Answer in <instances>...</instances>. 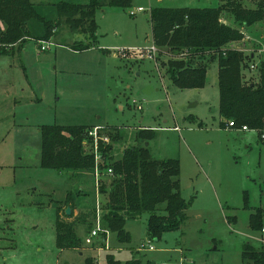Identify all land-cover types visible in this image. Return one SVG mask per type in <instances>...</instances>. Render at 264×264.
Segmentation results:
<instances>
[{
	"label": "rangeland",
	"instance_id": "obj_1",
	"mask_svg": "<svg viewBox=\"0 0 264 264\" xmlns=\"http://www.w3.org/2000/svg\"><path fill=\"white\" fill-rule=\"evenodd\" d=\"M32 1L39 15L52 18V4L61 0ZM224 1L102 5L94 11L93 40L61 22L45 50L28 38L0 53V264H86V259L107 264L106 254L119 264L131 258L141 264H253L241 251L244 245L264 247V225L259 231L248 228L255 208L263 210L264 218V132L220 126L215 61L207 63L202 87L177 88L162 67L164 54L156 52L150 60L131 50L150 44L151 8L209 7ZM237 1L253 8L258 0ZM220 19L232 23L227 11ZM240 30L243 37L233 45L252 55L256 65L264 56V19ZM78 41L89 47L72 50L70 45ZM49 124L98 125L111 146V160L131 145L145 146L156 160L176 159L178 192L189 204L179 227L150 238L145 232L147 214L141 213L124 223L127 242L108 231L99 246V237L91 244L83 241L95 222L88 217L89 228L75 226L80 249H57L54 201L70 191L77 211H95L98 203L100 224L104 194H95L91 172L69 175L39 166L38 127ZM138 129L150 130L151 136L135 139ZM107 132H117L120 138L111 139ZM98 179L107 189L110 176ZM146 241L153 249L139 250Z\"/></svg>",
	"mask_w": 264,
	"mask_h": 264
},
{
	"label": "trees",
	"instance_id": "obj_2",
	"mask_svg": "<svg viewBox=\"0 0 264 264\" xmlns=\"http://www.w3.org/2000/svg\"><path fill=\"white\" fill-rule=\"evenodd\" d=\"M130 0H86V2L58 1L52 4L54 16L39 15L29 0H0V53L19 46L25 39L35 42L49 41L62 22L69 31L82 33L93 40L95 35L94 11L102 5L124 7ZM227 11L231 24L224 23L220 14ZM264 19V0H258L253 8L244 7L240 1L225 0L209 7H164L149 10L150 37L171 83L177 88H199L205 82L206 66L216 63L217 110L223 121L221 127L239 128L244 125L259 134L264 132V56L245 79L243 69L252 63V55L243 54L234 42L243 37L242 26ZM72 50L80 51L88 43L74 42ZM251 62V63H250ZM251 71V70H250ZM253 73V75H251ZM254 79H251L252 77ZM231 125H228V123ZM92 125H40L39 166L69 175L91 172L92 154L83 149L81 141ZM150 130L138 129L134 138H149ZM111 139L120 135L107 132ZM103 156L102 168H110L108 188L100 181L98 192L104 194L100 226L113 232L120 242L129 237L124 229L126 220L146 213L145 232L158 239L162 232L176 230L185 218L188 207L178 192V163L176 159L156 160L150 157L145 146L125 147L120 157L111 160V146L98 142ZM103 176V175H102ZM105 176V175H104ZM78 194V191L75 192ZM74 193L67 192L61 201H54V245L57 249H80L81 240L75 231L76 224L90 227L88 217H95L94 209L78 211L73 215ZM76 196V195H75ZM69 207V214L64 208ZM88 219V220H87ZM263 210L255 208L248 216V228L263 229ZM90 230V228H89ZM88 230V232H89ZM105 242L103 231L99 233V246ZM241 256L253 264H264V247H242ZM107 264H119L106 254ZM86 264H93L86 259ZM123 264H141L138 259H128Z\"/></svg>",
	"mask_w": 264,
	"mask_h": 264
},
{
	"label": "built area",
	"instance_id": "obj_3",
	"mask_svg": "<svg viewBox=\"0 0 264 264\" xmlns=\"http://www.w3.org/2000/svg\"><path fill=\"white\" fill-rule=\"evenodd\" d=\"M141 7H137L135 10L139 11L141 10ZM133 11H129V15L133 14ZM50 44V41H40L38 43V47L39 50H45V48H47V46ZM47 45V46H45ZM128 50V49H126ZM131 50H139V52H141V56H143L146 59H150L153 60V56L154 54L157 52V48L156 46L153 44L152 40L150 41V44L148 46V48L145 49H131ZM123 50H118L117 53H122ZM255 65L253 63H251L249 65V68H253ZM132 103L135 104L134 107L136 109H140L141 106L139 104H136L134 100H132ZM228 125H231V123L229 122ZM98 126H92L91 128L86 130V135L85 138L81 141L83 149L92 154L93 157V166H92V170H91V175L93 178V187H94V191L95 194L98 195V187H99V179L98 177L101 175H106L109 176L111 174V170L110 168H102V170L100 169V166L103 164V156L100 153L99 147H98V142H101L104 145H107L108 143V138L107 136L100 134L99 130H98ZM242 130H247L248 128L245 127L244 125H242L240 127ZM260 139L263 140L264 139V133L260 134ZM97 203V202H96ZM98 203L97 205H95V222L93 223V227L89 230V232L87 233V235L84 237L83 241L85 244H91V239L94 237H99V233L101 231L104 232L105 237H106V233L108 231L106 230H102L101 226L99 224V219L98 217ZM262 230V229H261ZM139 250H152L153 246L152 244L149 243V241H146V244H142L140 248H138Z\"/></svg>",
	"mask_w": 264,
	"mask_h": 264
},
{
	"label": "crops",
	"instance_id": "obj_4",
	"mask_svg": "<svg viewBox=\"0 0 264 264\" xmlns=\"http://www.w3.org/2000/svg\"><path fill=\"white\" fill-rule=\"evenodd\" d=\"M30 1V3L33 5V1L32 0H29ZM242 28V27H241ZM11 50V49H10ZM84 50V49H83ZM9 51V50H8ZM7 51V52H8ZM251 63V62H250ZM253 63V62H252ZM245 70V73L246 74H248L250 71V69H248V68H246V69H244ZM92 126H98V125H96V124H92ZM82 173H85V172H81V174ZM88 174H90L89 172H88ZM78 211L76 210V209H73V215H75L76 213H77ZM88 233V232H87ZM87 233H86V235H87Z\"/></svg>",
	"mask_w": 264,
	"mask_h": 264
},
{
	"label": "water",
	"instance_id": "obj_5",
	"mask_svg": "<svg viewBox=\"0 0 264 264\" xmlns=\"http://www.w3.org/2000/svg\"><path fill=\"white\" fill-rule=\"evenodd\" d=\"M63 212H64L65 215H68L69 212H70L69 207L66 206V207L64 208V211H63Z\"/></svg>",
	"mask_w": 264,
	"mask_h": 264
}]
</instances>
